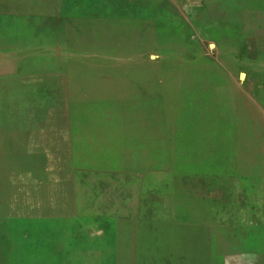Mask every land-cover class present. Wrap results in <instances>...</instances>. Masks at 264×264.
Listing matches in <instances>:
<instances>
[{
	"label": "rangeland",
	"instance_id": "1",
	"mask_svg": "<svg viewBox=\"0 0 264 264\" xmlns=\"http://www.w3.org/2000/svg\"><path fill=\"white\" fill-rule=\"evenodd\" d=\"M51 3L0 42V264H264V0Z\"/></svg>",
	"mask_w": 264,
	"mask_h": 264
},
{
	"label": "crops",
	"instance_id": "2",
	"mask_svg": "<svg viewBox=\"0 0 264 264\" xmlns=\"http://www.w3.org/2000/svg\"><path fill=\"white\" fill-rule=\"evenodd\" d=\"M53 1V0H51ZM14 2L16 3L14 7H9V3ZM35 3H38V5ZM34 5L35 8L37 10H39V12H41V14L44 12L46 14H43L44 17L47 16L48 18L51 17L49 16L52 13L53 10V6L52 3L50 5V7L48 5L43 6V5H39V0H0V35H3L2 37H0V42H4V43H15L16 41V37L15 35L18 33H23V29L21 27H18L16 25V20L17 18H33L34 16H37V14L35 15V13L33 14H29V13H25L23 14V10L26 11H34ZM48 6V7H47ZM16 11V13H12L10 11ZM42 9V10H40ZM12 35V36H10ZM10 36V38H8ZM1 38H3L4 41L1 40ZM5 48H9L8 46H4L3 44L0 47V57L8 54L7 51L9 49H5Z\"/></svg>",
	"mask_w": 264,
	"mask_h": 264
}]
</instances>
